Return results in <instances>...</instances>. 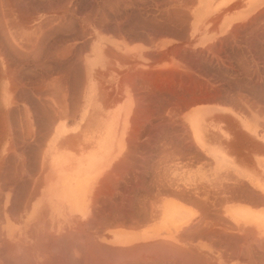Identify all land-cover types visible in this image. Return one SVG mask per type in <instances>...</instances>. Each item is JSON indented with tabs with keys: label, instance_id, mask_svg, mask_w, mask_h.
<instances>
[{
	"label": "crops",
	"instance_id": "1",
	"mask_svg": "<svg viewBox=\"0 0 264 264\" xmlns=\"http://www.w3.org/2000/svg\"><path fill=\"white\" fill-rule=\"evenodd\" d=\"M2 1L0 264L171 241L174 260L264 264V0H205L208 32L201 0L175 29L173 0H91L85 48L88 16L54 7L82 0ZM160 219L180 226L160 238Z\"/></svg>",
	"mask_w": 264,
	"mask_h": 264
},
{
	"label": "rangeland",
	"instance_id": "2",
	"mask_svg": "<svg viewBox=\"0 0 264 264\" xmlns=\"http://www.w3.org/2000/svg\"><path fill=\"white\" fill-rule=\"evenodd\" d=\"M61 1L70 2L73 0H61ZM192 1L193 0H173V2H174V5H173L174 29L176 28V25L180 23L179 21H176V19L178 18L176 15L184 14V13H188V12L192 11V8H193ZM15 7H18L20 9V11L33 13V12H39L40 10H43V9L45 11L50 6H48V5H46V6L31 5V6H15ZM54 7L55 8L57 7L60 12L67 13L68 15L74 14V12L76 10L78 11L79 9H81V11L84 14H86L84 16H88V17H84V20H83V25H84L83 40H84V48H85V46L87 44L88 37H89V32H90L89 14L91 13V8H92L91 0H82V5H77V6L74 4H71V3H66V4L54 6ZM141 7H144V6L140 5V8ZM10 8H11L10 5L4 4L3 1L0 0V16H1L0 17L1 18L0 19V32L4 28L3 25L5 22H4L3 17L7 18V20L9 19V14L11 13ZM2 11H5V12H2ZM7 22L9 23V21H7ZM72 24H73V22H71V21H62L61 27L69 29L72 27L71 26ZM174 35H175V33H174ZM215 59L219 60V58H215ZM212 60H214V59H212ZM105 249L106 248L100 246L98 251H93V254L90 255V254H88V250H86L84 247L83 264H192V263L193 264H204V263L218 264V261H213V260L203 261L202 259H198L197 255L193 254V251H189V252L186 251V252L180 253L178 255L180 257V259L174 260V251H173L174 250V241L161 242V243H156L154 245H150L147 248H145V247L139 248L138 250H136L132 254L131 259L129 261L128 260H125V261L119 260L118 261V260L105 259V257L107 258L109 256V254H111L110 252H112L108 249H106V250ZM164 254H165V256H164ZM91 256L93 258L90 260L89 257H91ZM193 257H194V260L192 259ZM195 259H197V260H195ZM200 262H202V263H200ZM248 264H249V261H248Z\"/></svg>",
	"mask_w": 264,
	"mask_h": 264
},
{
	"label": "clouds",
	"instance_id": "3",
	"mask_svg": "<svg viewBox=\"0 0 264 264\" xmlns=\"http://www.w3.org/2000/svg\"><path fill=\"white\" fill-rule=\"evenodd\" d=\"M212 5L210 3L205 2V0H201V3L193 9V16L195 18V22L200 26L203 32H208L211 28V25L208 23V15L205 14L202 10L210 8ZM75 168L76 161L73 159H69L68 163L65 166V175L59 178V185L61 187L66 186V182L70 184L75 178ZM224 182L226 184L232 182V177L230 174H225ZM91 191V188L90 190ZM261 195H264V188L257 189ZM180 225L169 221L167 219H160L158 221V227L160 230V238H164V234L171 231L172 229L178 228Z\"/></svg>",
	"mask_w": 264,
	"mask_h": 264
},
{
	"label": "bare ground",
	"instance_id": "4",
	"mask_svg": "<svg viewBox=\"0 0 264 264\" xmlns=\"http://www.w3.org/2000/svg\"><path fill=\"white\" fill-rule=\"evenodd\" d=\"M2 12H5V11H2ZM7 14V13H6ZM184 14H186V13H184ZM10 15H12L11 13H10ZM4 16V15H3ZM1 17V16H0ZM4 18V17H3ZM1 19V18H0ZM4 26V25H3ZM4 32V31H3ZM234 32H235V30H234ZM10 46V45H9ZM6 51V50H5ZM10 51V50H9ZM8 54V53H7ZM9 55V54H8ZM8 72H10V71H8ZM176 73V72H175ZM180 74V73H179ZM182 74V73H181ZM191 78V77H190ZM184 82V81H183ZM189 82H190V79H189ZM192 82V81H191ZM183 84V83H182ZM185 84V83H184ZM188 84V83H187ZM190 84V83H189ZM175 86V85H174ZM188 86H190V85H188ZM194 87V86H193ZM194 89V88H193ZM202 89V88H201ZM185 90H186V87H185ZM188 91V90H187ZM15 96V95H14ZM14 98V97H13ZM204 98V97H203ZM205 99V98H204ZM201 101V100H200ZM206 101V100H205ZM209 101V100H208ZM191 105V104H190ZM186 106V105H185ZM186 107H189V106H186ZM186 107H185V109H186ZM179 113V112H178ZM15 219V218H14ZM134 227V226H133ZM72 236V235H71ZM77 236V235H76ZM208 237H209V235H208ZM75 238V237H74ZM79 239V238H78ZM228 241V240H227ZM235 241V240H234ZM61 242V241H60ZM236 242V241H235ZM77 243V242H76ZM82 243V242H81ZM256 243V242H255ZM75 244V243H74ZM231 244V243H230ZM262 244V243H261ZM264 244V243H263ZM61 245V244H60ZM64 245V244H63ZM252 246V245H251ZM255 246H257V245H255ZM14 247V246H13ZM65 247V246H64ZM164 247V246H163ZM167 247V246H166ZM165 247V248H166ZM68 248V247H67ZM150 248V247H149ZM248 248V247H247ZM19 249H21L20 247H19ZM60 249V248H59ZM256 249H258V247L256 248ZM12 250H13V248H12ZM106 250V249H105ZM118 250V249H117ZM138 250V249H137ZM167 250V249H166ZM179 250V249H178ZM181 250V249H180ZM191 250V249H190ZM249 250V249H248ZM53 251V250H52ZM127 250L125 249V252H126ZM130 251V250H129ZM163 251V250H162ZM174 251V250H173ZM181 251H183V250H181ZM60 252V251H59ZM64 252V251H63ZM186 252V251H185ZM187 252H189V251H187ZM250 252H251V250H250ZM65 253V252H64ZM133 253V252H132ZM167 253V252H166ZM178 253V252H177ZM114 254H115V252H114ZM120 254V253H119ZM129 254V253H128ZM146 254V253H145ZM154 254V253H153ZM162 254V253H161ZM186 254V253H185ZM188 254V253H187ZM116 255V254H115ZM191 255V254H190ZM224 255V254H223ZM109 256H110V254H109ZM122 256V255H121ZM127 256H129V255H127ZM156 256V255H155ZM160 256V255H159ZM162 256V255H161ZM164 256H165V254H164ZM63 257V256H62ZM67 257V256H66ZM111 257V256H110ZM114 257V256H113ZM254 257V256H253ZM135 258V257H134ZM151 258V257H150ZM158 258V257H157ZM197 258H199V257H197ZM202 258V257H201ZM229 258V257H228ZM244 258V257H243ZM252 258V257H251ZM30 259V258H29ZM128 259V258H127ZM129 260V259H128ZM161 260V259H160ZM166 260V259H165ZM169 260V259H168ZM195 260H197V259H195ZM240 260V259H239ZM204 261V260H203ZM238 261V260H237ZM242 261V260H241ZM240 261V262H241ZM245 261H247V260H245ZM245 261H244V263H245ZM153 262V261H152ZM196 262V261H195ZM197 263V262H196ZM200 263H202V262H200ZM67 264V263H66ZM193 264V263H192ZM204 264H207V263H204Z\"/></svg>",
	"mask_w": 264,
	"mask_h": 264
}]
</instances>
